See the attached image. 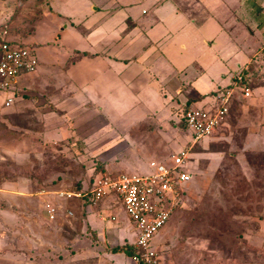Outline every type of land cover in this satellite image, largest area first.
Wrapping results in <instances>:
<instances>
[{"label": "rangeland", "instance_id": "1", "mask_svg": "<svg viewBox=\"0 0 264 264\" xmlns=\"http://www.w3.org/2000/svg\"><path fill=\"white\" fill-rule=\"evenodd\" d=\"M262 1L223 0L222 4H211L219 6L216 11L201 8L197 0H182L177 19L174 0H0V30L8 29L10 37L27 45L37 58L42 86L30 96L24 90L27 98L38 100L39 94H49L54 88L49 97L54 107L55 99L58 103L65 91L77 102L88 101V94L92 98L84 109L68 108L65 115V108L58 107L56 112L62 115L44 121L39 116L48 108H39L42 102H36V109L17 112L13 106H4L7 92L0 90V183L8 181L11 184L6 190L15 191V181L30 180L33 187L22 190L34 194L31 200L44 197L65 204L57 191L72 190L78 182L85 191L92 176L104 167L107 174L147 173L148 162L168 161L173 152L190 145V130L179 123L187 98L231 91L227 118L203 145L191 148L193 175L192 181L185 183L188 192L155 235L153 245L160 264H264ZM141 9L148 14L142 15ZM223 9L224 15L220 14ZM209 14L223 17L232 27L224 22L210 25ZM127 17L161 39L152 65L130 88L126 84L131 73L109 75L108 64L119 73L127 67L113 59L115 45L106 49L98 42L100 33L119 22L117 36H123ZM96 21L104 24L103 28L92 27ZM200 37L210 45L200 44ZM180 40H186V51L179 50ZM74 49L100 52L107 59L106 67L87 58L70 64L67 60ZM240 52L249 60L238 68L234 63L239 61ZM134 68L140 69V63ZM241 69L249 79L247 97L236 84L242 73L240 79H233L235 71ZM171 77L186 85L181 89L161 87ZM88 81L90 85L85 86ZM18 94L16 91L14 96ZM67 96L58 105L69 100ZM210 96L212 99V94L195 99L192 107L210 108ZM38 108L39 116L35 114ZM82 112L85 114L80 119ZM148 114L158 116L159 122L141 118ZM93 118L94 129L87 123ZM110 195L105 198L106 205L102 200L84 209L79 205L67 208L74 211L70 216H65L67 210L61 205L65 210L63 214L56 212L52 232L39 229L42 234L35 236L63 248L59 257L67 258L70 264H114L112 258L132 261L127 247L135 241L138 230L116 195Z\"/></svg>", "mask_w": 264, "mask_h": 264}, {"label": "crops", "instance_id": "2", "mask_svg": "<svg viewBox=\"0 0 264 264\" xmlns=\"http://www.w3.org/2000/svg\"><path fill=\"white\" fill-rule=\"evenodd\" d=\"M197 1L201 4V8L207 9V7H208V9L209 8L217 9L219 6H212V5L214 4V2L222 4L223 0H197ZM181 3H182V0H174V5H175L174 13H175L177 19H179V16L181 15V12H182V9H180ZM205 3L207 5H205ZM262 3H264V0L262 1ZM202 4H204V5H202ZM185 8H186V6H185ZM187 8L189 9V7H187ZM216 11H218V9ZM140 12L142 15L148 14V10L145 11L144 9H141ZM224 12L225 11L223 9V11L220 14L224 15L223 14ZM216 15H210L209 14L207 22L210 25H212L213 23H219L220 25L223 22L228 23V28H229V26H230L229 21H227L223 17L221 19L217 18ZM224 17H226V16H224ZM131 20H132L131 17H127V19L125 20L126 24L124 25L125 30H124L123 36H119V37L117 36V35H120V32H119L120 31V28H119L120 22L118 25L110 26L108 29H106L105 33H100L98 35V42L100 43L102 41V44L106 49L111 47V45H115L113 55H112L113 59L114 60H121L122 62L125 63L124 65L127 66L126 68L122 69L119 73V72H116L115 69H112L111 65L107 63L109 75H111V73H112V75H114V76L117 74H119V76H121V74H124V73H126V74L131 73L132 76L130 77L129 81L127 82L129 84H126V85H128V88L133 87L134 83L138 82V80H136V77H140L141 73L145 71V68L147 70V69H149L148 66L152 65L150 63H152L153 60L156 58L155 54L156 53L158 54V52H156L158 50V49H156L157 48L156 44H158L159 41H161V39L157 40L152 34H150L149 32H146V30H144L145 26H144V29L140 28L136 22L133 23V21H131ZM97 23L98 22L96 21V23H94V25L92 27L103 28L102 25H104V24H97ZM230 27H232V25ZM181 31L179 30L178 33L180 34ZM204 37H205V35H204ZM198 41L202 45H205V44L210 45V43L203 37L202 38L200 37V40H198ZM117 42H120V43H118L119 45L117 44ZM178 45H179V50L181 49V50L186 51L188 49V46H187L188 44H187L186 40H180L178 42ZM76 51L86 52L87 55H83V56L78 57L74 63H70V64H75L76 62L79 63V62H81L82 58H87L88 60L97 59L99 62H101V63L103 62L102 64L104 66L106 64L107 59L104 58L102 56L103 54H101L100 52H97V51L89 52V51H84V50L82 51V50L74 49L73 54ZM149 53H152V55L151 54L149 55ZM235 53H238V52H236V50H235ZM139 55H141V58H138ZM143 55L145 57H143ZM239 55H240L238 58L239 61H237V62L235 61L236 63H234L238 68H240V66L242 64H244L245 62H248V60H249V57L245 53H241ZM112 56H110V57H112ZM144 60H146V64L144 63ZM136 63H140V65H141L140 69L134 68V64H136ZM37 69H38V67L35 68V70L32 72L20 74L17 78V81L14 83L12 91H13V93L16 91L19 93L18 94L19 96H17V97L14 96V101L12 103L13 105L12 104L10 105V106H13L14 111L26 112V110L28 108H35L36 109V105H35L36 102L37 103L42 102L41 103L42 105H39V108L47 107L48 110L46 111V113H44L43 116H39L40 115V112H39L40 109L38 108V110L35 111V114L38 115L40 118H42V120L45 121L46 117H54V118L57 117V118H59L58 116H61L62 114L65 115L64 111H66V110L68 111V108L74 109V108H78V107L81 108L82 107L84 109L85 108L84 105L89 104L88 103V102H90L89 99H92L89 94L86 96L88 101H86V100L79 101L78 100V102H77V101L72 99L73 98L72 96L71 97L67 96L69 94V91H65L66 93L63 96L64 98L60 97L61 99H59L58 103H57V100L55 99L56 106L54 107V104H52V100L49 97L51 95H53V93L56 91L55 88L52 91L50 90L49 94H39L40 98L38 100L28 99L27 98L28 95H25L26 93L23 92L24 90H28L29 96H30L31 94L34 93L33 90H37L38 85L42 86L40 84L42 82L40 79V73L37 71ZM237 71H239V70H237ZM33 72H35V73H33ZM98 72H100V71H98ZM222 76H224V75L222 74ZM198 77L199 76H195V79ZM65 81L68 82L69 80H65ZM144 81H145V79H144ZM90 83H91L90 81L85 82V86L90 85ZM121 83H123V85H124V82H121ZM160 85H162L161 87H163V88H164V85H170L173 87V89L179 88V87L181 89L182 87H184L186 85V83L182 82L181 79L179 81V80L171 77L170 79H167L166 82H162ZM61 86H62V88L64 87L63 85H61ZM86 93H88V92L86 91ZM210 93H211V91L209 92V94ZM209 94L204 93V94H201L195 98H187L184 102H186L189 99H193V101H194L197 98H203L205 96H208ZM66 96L69 97L70 99L65 101L63 104L58 105L63 99L64 100L66 99ZM207 100H208L207 101L208 106H210V108L214 107L217 104L216 101L214 100V98L211 99V96ZM40 103H38V104H40ZM16 104H17V106H16ZM30 104H32V105H30ZM58 107H60V109L65 108L63 110L62 114H57L56 111H59ZM87 108L90 109L92 107L88 106ZM67 111H66V113H67ZM86 112L89 113V111H86ZM84 114H85V112H82V116L80 117V114H79L76 116V118L80 117V119H82L84 117ZM154 116L152 114H148L146 116H142L141 118H143V120H145L146 118L155 119L156 123L159 122V120H157V118H159V117L157 116L154 118ZM46 122H49V121L47 120ZM143 122H145V121H143ZM146 122H148V121H146ZM87 123L90 124L92 129H94L93 128L94 124H95L94 118L88 120ZM19 126H21V125H19ZM20 129H23V127H20ZM60 138H63V137H60ZM60 138H55V139H60ZM93 140H95V139H93ZM142 144H140V145H142ZM140 145H139V147H141ZM138 157H140V155H138ZM161 162H164V161H161ZM135 163H136V166H140L139 164H141V163H137V160L135 161ZM148 164H149V162H148ZM29 181L30 180H27V181L17 180V181H15L13 183L14 187H16L15 191L6 190L8 188L7 186L9 184H11L8 181L4 180V181H2V183H0V264H70L67 258L59 257L63 248H59V246H56V245L49 243L50 241L41 242L40 240L37 239L38 235L42 234V232L39 231V229L40 230L44 229L45 232L47 229L50 233L52 232L51 227L53 224L52 223L53 219H50L48 217L47 204L51 205V206L52 205L55 206L56 211H58L59 207L61 205H63V202L58 203V201L54 202L51 199L44 198V197L41 198V197H37V196H36L37 197L36 201L31 200L30 195H34V194H29V193L22 190L24 188L28 189L30 187H33L32 183L31 182L29 183ZM7 195H9V196H7ZM109 196H111V195H107V196L103 197V199H102L103 202H105V205H106V202L108 201V198L107 199H105V198L109 197ZM63 201H65V199H63ZM61 209L62 208H60V210ZM42 216L44 217V219H41ZM55 217H57V216H55ZM36 233H38L37 236H35ZM98 239H99V235H98ZM97 242H98V244H100L99 240ZM60 249H61V251H60ZM129 257H131V256H129ZM112 259L114 260V264H132V261L130 258L128 259V261H123V260H120L117 258H112Z\"/></svg>", "mask_w": 264, "mask_h": 264}, {"label": "built area", "instance_id": "3", "mask_svg": "<svg viewBox=\"0 0 264 264\" xmlns=\"http://www.w3.org/2000/svg\"><path fill=\"white\" fill-rule=\"evenodd\" d=\"M37 66L34 52L27 47L11 46L0 42V90H5L4 106H10L14 101L12 91L14 83L20 74L32 72ZM241 72L236 71L233 79H240ZM244 97L250 95V89L242 90ZM231 91L218 95V105L212 108L191 107L184 112L186 126L193 134L190 145L173 152L168 161H150L149 172L144 174H117L115 176L103 173L97 175L89 189L92 203L114 194L121 202L130 221L138 230L133 242L138 251L131 256L132 264H160V257L153 245L157 232L172 216L181 195L178 184L188 182L192 174L185 169L191 148L201 140L209 138L223 122L228 111ZM62 199L82 198L83 190H61L56 192ZM48 217L54 219L56 207L47 204ZM67 216L72 215L67 210Z\"/></svg>", "mask_w": 264, "mask_h": 264}, {"label": "trees", "instance_id": "4", "mask_svg": "<svg viewBox=\"0 0 264 264\" xmlns=\"http://www.w3.org/2000/svg\"><path fill=\"white\" fill-rule=\"evenodd\" d=\"M1 41H4V42H7L9 45H11V46H17V47H27V45H25L24 43H22V42H18V41H16L15 39H13L12 37H10V34H9V30L8 29H5V30H0V42ZM83 55H87L86 54V52H80V51H76L70 58H69V60H68V62L69 63H74L75 61H76V59L78 58V57H80V56H83ZM240 72L242 73V78L239 80V81H237V83L236 84H238L239 86H241V91L245 88V87H248V85H249V79L247 78V76H246V71H245V69H241L240 70ZM221 90V89H220ZM14 94H16V92H14ZM213 95V98H214V100L216 101V105L214 106V107H216L217 105H218V92L217 91H214V92H211L210 93V95ZM193 102V99H189V100H187L186 102H185V104H184V107H183V109H181V111H180V114H179V123H180V125H181V127L182 128H186L187 126H186V123H185V121H184V112L187 110V109H189V108H191L192 107V105H191V103ZM231 102H232V100H230V103H229V105H228V111H227V113H226V116H225V118H227V116H228V114H229V111H230V107H231ZM212 108V107H211ZM192 133H191V131H190V139H191V137H192ZM189 139V140H190ZM81 142V144L83 145L84 143H82V141H80ZM203 140H201V141H198L192 148H195V147H198V146H201V145H203ZM193 152L190 150V155H189V159H188V163H187V165L185 166V169H187L191 174H192V170H191V167H189V163H191L192 161H191V154H192ZM103 170H106V168L104 167V169ZM103 170L102 171H99V172H97L96 174H94L93 176H92V178H91V180L89 181V184H88V187L86 188V190H85V192H86V195L84 196V197H82V198H71V199H67V200H65L64 201V203L65 204H63V205H65V208L67 209H73V208H76V207H78V205L80 206V208L81 209H84L87 205H91V203H92V200H91V198H90V196H89V189L91 188V186H92V183H93V180H94V178L97 176V175H101V174H103ZM105 172V171H104ZM107 174V173H106ZM109 175H113V176H115V175H117V173H109ZM193 175V174H192ZM192 181V178H191V180L190 181H188V182H191ZM185 183H187V182H185ZM185 183H182V184H178V187L179 188H181V195H180V199L178 200V203H177V205H176V208H175V210H174V212L175 211H177V209L180 207V204L182 203V200H183V198H184V196L187 194V192H188V185L187 184H185ZM47 186V185H46ZM82 185L78 182L76 185H73L72 186V190H75V191H79V190H83V189H85V188H83L82 189ZM103 198H101V199H99L97 202H99V201H101ZM60 208H61V206L59 207V210H58V214H63L64 213V210H65V208H64V210L63 209H61L60 210ZM73 211V210H72ZM74 212V211H73ZM173 212V213H174ZM173 215V214H172ZM65 216H67L66 215V212H65ZM57 217H58V215H57ZM56 217V218H57ZM57 220V219H56ZM55 220V221H56ZM127 253L130 255V256H132V255H134L137 251H138V248L137 247H135V245H134V243L132 242V243H129V245H128V247H127ZM157 253H158V251H157ZM143 264H145V263H143Z\"/></svg>", "mask_w": 264, "mask_h": 264}]
</instances>
